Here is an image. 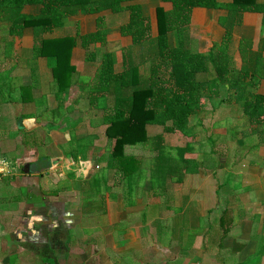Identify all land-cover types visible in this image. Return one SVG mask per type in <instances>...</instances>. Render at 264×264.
<instances>
[{
    "label": "crops",
    "instance_id": "crops-1",
    "mask_svg": "<svg viewBox=\"0 0 264 264\" xmlns=\"http://www.w3.org/2000/svg\"><path fill=\"white\" fill-rule=\"evenodd\" d=\"M215 1L222 7L196 9L170 47L213 60L225 53L229 73L249 70V92L264 95V14L233 19L234 0ZM137 5L148 15L174 9L171 0H132L118 13L82 10L40 39L33 27L17 35L0 22V159L10 166L0 183V264H264V135L247 121L240 91L223 85L202 101L190 121L197 139L148 126L166 148L191 142L185 159L197 169L153 173L155 154L138 145L124 150L136 169L116 164L104 72L120 75L129 56L141 62L121 32ZM42 9L30 3L21 15Z\"/></svg>",
    "mask_w": 264,
    "mask_h": 264
},
{
    "label": "trees",
    "instance_id": "trees-1",
    "mask_svg": "<svg viewBox=\"0 0 264 264\" xmlns=\"http://www.w3.org/2000/svg\"><path fill=\"white\" fill-rule=\"evenodd\" d=\"M128 1L132 0H0V22H11L13 32L16 29L17 35L26 27H33L37 39H40L44 34L60 27L65 18L82 10L89 14L109 10L118 13L124 9L123 3ZM171 1L174 9L168 13L158 8L148 15L140 5L127 8L131 16L126 25L121 26V32L132 36L135 47L140 51L141 62L136 64L133 56H129L125 61L124 72L118 76H111V67L106 66L108 72L104 73L110 76L105 80V89L109 95L114 92L113 104H107L110 102L107 97L101 100L103 107L110 111L106 116L110 125L106 136L109 140L116 141L113 154L116 164L123 170L128 165L136 169V159L126 163L125 147L148 146L155 156L147 165L151 166L153 173L163 172L165 177L180 170L169 158L167 152L172 155V150L178 153L179 167L189 171L198 168L193 160L185 159L187 154L192 153L193 147L189 142L183 148H166L163 145V135L150 137L148 126H161L167 133L197 139L199 131L190 126V121L199 116L202 101L208 95L218 96L220 86L229 85L231 89L240 91L239 98L243 100L242 108L247 121L256 127V133L264 135V95L249 92V87L254 85L247 82L249 70L230 74L229 65L223 61L228 58L225 53L219 55V59L213 60V57L195 55L170 47L169 35L176 31L182 38V34L192 23L196 9L222 6L215 0ZM30 3L43 7L39 17L21 15L23 7ZM230 11L233 19L241 20L246 12L264 14V5L256 0H234ZM229 38L230 33L224 41L225 44ZM95 39L102 40V34L85 37V43ZM49 42L43 40L42 47L45 48ZM213 62L216 64H212ZM147 63L150 70L144 67ZM169 123L172 125L168 126ZM138 167L140 170L141 166ZM100 179L96 178L97 186H100Z\"/></svg>",
    "mask_w": 264,
    "mask_h": 264
},
{
    "label": "rangeland",
    "instance_id": "rangeland-1",
    "mask_svg": "<svg viewBox=\"0 0 264 264\" xmlns=\"http://www.w3.org/2000/svg\"><path fill=\"white\" fill-rule=\"evenodd\" d=\"M238 130H236V129H233V130H231L230 131V135L231 136H237V135H239L238 134ZM207 141L206 140H202L201 142H200V144L202 145H204L205 143H206ZM202 145V146H203ZM168 154H169V158L172 160V162H173V164L175 165V167L178 169V168H180L177 164H178V160H179V157H177L178 156V153H177V151L176 150H172V155L169 153V152H167ZM175 159H177V161H175ZM172 164V165H173Z\"/></svg>",
    "mask_w": 264,
    "mask_h": 264
},
{
    "label": "built area",
    "instance_id": "built-area-1",
    "mask_svg": "<svg viewBox=\"0 0 264 264\" xmlns=\"http://www.w3.org/2000/svg\"><path fill=\"white\" fill-rule=\"evenodd\" d=\"M10 173V166L5 161L0 159V183L2 182L3 178Z\"/></svg>",
    "mask_w": 264,
    "mask_h": 264
}]
</instances>
